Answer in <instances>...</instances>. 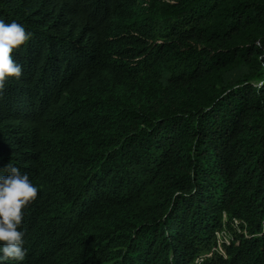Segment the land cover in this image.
Returning <instances> with one entry per match:
<instances>
[{
  "label": "trees",
  "instance_id": "1",
  "mask_svg": "<svg viewBox=\"0 0 264 264\" xmlns=\"http://www.w3.org/2000/svg\"><path fill=\"white\" fill-rule=\"evenodd\" d=\"M0 20L31 33L0 175L39 190L4 264H264V0H0Z\"/></svg>",
  "mask_w": 264,
  "mask_h": 264
},
{
  "label": "clouds",
  "instance_id": "2",
  "mask_svg": "<svg viewBox=\"0 0 264 264\" xmlns=\"http://www.w3.org/2000/svg\"><path fill=\"white\" fill-rule=\"evenodd\" d=\"M31 37V33L13 21L0 20V94L9 79H19L23 69L12 56ZM264 87V80L256 83ZM8 173L0 175V264L7 261L22 262L27 249L24 247V232L20 230L24 220V209L38 197V188L33 185L27 173L9 164Z\"/></svg>",
  "mask_w": 264,
  "mask_h": 264
},
{
  "label": "built area",
  "instance_id": "3",
  "mask_svg": "<svg viewBox=\"0 0 264 264\" xmlns=\"http://www.w3.org/2000/svg\"><path fill=\"white\" fill-rule=\"evenodd\" d=\"M216 243L211 248L209 253L204 254L201 258H207L210 256L212 252H221V244H226L227 241L230 239L229 235L225 231H220L215 233Z\"/></svg>",
  "mask_w": 264,
  "mask_h": 264
}]
</instances>
